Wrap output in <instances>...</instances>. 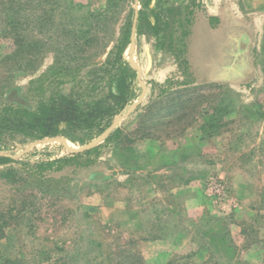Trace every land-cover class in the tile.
<instances>
[{
    "label": "rangeland",
    "instance_id": "obj_1",
    "mask_svg": "<svg viewBox=\"0 0 264 264\" xmlns=\"http://www.w3.org/2000/svg\"><path fill=\"white\" fill-rule=\"evenodd\" d=\"M121 48L92 148L0 132V264H264V0H0V118L106 97Z\"/></svg>",
    "mask_w": 264,
    "mask_h": 264
},
{
    "label": "trees",
    "instance_id": "obj_2",
    "mask_svg": "<svg viewBox=\"0 0 264 264\" xmlns=\"http://www.w3.org/2000/svg\"><path fill=\"white\" fill-rule=\"evenodd\" d=\"M127 42H130V35H128ZM121 49L116 56L121 64L120 70L110 77L106 97L85 101L83 106L78 100L63 97L60 102L45 105L37 112L10 107L11 111L4 113V116L0 118V132L9 131L12 134L22 133L35 137L36 134L40 136L69 135L78 130L91 131L94 127H99L100 132L104 131L111 125L113 118L126 107L130 99L129 77L132 76V71L127 61L123 59L124 49ZM93 151L86 152V154ZM9 160L11 159L0 156V163ZM7 170V172H13L14 168Z\"/></svg>",
    "mask_w": 264,
    "mask_h": 264
},
{
    "label": "crops",
    "instance_id": "obj_3",
    "mask_svg": "<svg viewBox=\"0 0 264 264\" xmlns=\"http://www.w3.org/2000/svg\"><path fill=\"white\" fill-rule=\"evenodd\" d=\"M211 31H213L215 34H219L220 32H218L219 30L218 29H212L211 27ZM232 34L237 31L236 29L234 30H229ZM221 38V37H220ZM219 44L220 46H218V52L219 55H217L218 57L216 59L212 58L210 61H209V66L212 65V72H215L218 71V70H221L222 68H224L225 65H228L227 64V58H226V55H225V52L227 50V47H229V41H219ZM231 45V43H230ZM217 49V47H216ZM218 60V61H217ZM216 69V70H215Z\"/></svg>",
    "mask_w": 264,
    "mask_h": 264
},
{
    "label": "water",
    "instance_id": "obj_4",
    "mask_svg": "<svg viewBox=\"0 0 264 264\" xmlns=\"http://www.w3.org/2000/svg\"><path fill=\"white\" fill-rule=\"evenodd\" d=\"M138 1V0H137ZM135 40V26L133 28V31H132V42H134ZM133 62H134V67L137 68L139 70V67L138 65L135 63V60L133 59ZM116 125V122H114L107 130L106 132H104L101 136H99V138H97L95 141L91 142L90 144H88L87 146H85L83 148V150H86V149H90L92 148L98 141H100L101 139L105 138L112 130L113 128L115 127ZM55 138H47L46 140H53Z\"/></svg>",
    "mask_w": 264,
    "mask_h": 264
}]
</instances>
